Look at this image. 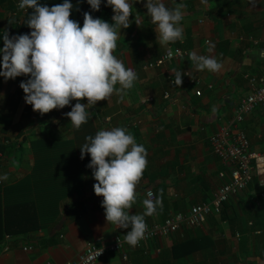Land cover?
Segmentation results:
<instances>
[{
    "label": "crops",
    "instance_id": "crops-1",
    "mask_svg": "<svg viewBox=\"0 0 264 264\" xmlns=\"http://www.w3.org/2000/svg\"><path fill=\"white\" fill-rule=\"evenodd\" d=\"M131 26L121 29L114 54L131 67L139 79L121 98L113 94L88 109V122L79 129L65 114L77 101L63 109H54L39 118L26 112L25 93L20 87L29 76L5 80L0 76V176L15 183L29 174L35 159L31 144L40 137L71 139L85 176L81 191L60 201V219L52 229L42 228L26 235L14 236L0 243V264H65L74 259L87 243L106 245L116 237H125L130 229L108 224L101 207L102 196L94 192L93 170L87 165L91 156L81 159V148L97 131L126 127L148 152V167L137 186L138 199L130 214H143L142 201L162 199L147 224L163 222L174 213H187L198 203L208 202L215 189L229 180V169L213 154L210 136L235 113L239 101L250 92L246 74L264 76V0H165L166 7L184 3V41L160 44L156 25L144 7L147 0H130ZM0 11H4L2 8ZM112 13V12H111ZM103 19L112 23L111 15ZM139 14L143 23H135ZM0 27V49L3 33ZM208 41V42H206ZM187 51L181 60H171L144 70L142 65L154 61L169 47ZM212 56L222 64L218 72L198 71L190 53ZM189 70L201 79L191 84L184 76ZM2 71V54H0ZM179 71L183 84H174ZM120 86L117 85V88ZM168 92V97L164 93ZM87 105V100L81 101ZM250 150L264 151V109L257 107L242 121ZM51 132V133H50ZM22 144V151L15 147ZM222 173L223 175H220ZM264 179L256 173L249 186L225 202L199 226L183 227L167 237L153 238L143 249L128 247L127 259L121 253H107L108 264H264ZM4 183V180H0ZM6 183V180H5ZM4 244L9 246L2 251ZM34 248L22 249L25 245ZM176 244L181 246L175 248ZM185 248L191 251L185 253Z\"/></svg>",
    "mask_w": 264,
    "mask_h": 264
},
{
    "label": "clouds",
    "instance_id": "clouds-1",
    "mask_svg": "<svg viewBox=\"0 0 264 264\" xmlns=\"http://www.w3.org/2000/svg\"><path fill=\"white\" fill-rule=\"evenodd\" d=\"M93 11H100L102 0H87ZM114 12L112 23L94 18L85 12L83 26L71 19L73 4L70 0L52 7L38 0H20V9H33L27 22L30 34L10 37L3 33L2 71L5 80L29 76L20 87L25 101L41 115L54 109H63L77 101L65 115L79 129L88 122V109L99 101H108L113 94L123 98L139 79L131 67H126L114 54L118 47L121 29L131 26L133 5L130 0H107ZM144 7L151 22L156 25L157 38L162 45L184 41V3L166 7L165 0H147ZM135 23L141 26L143 19L136 14ZM190 61L198 71L218 72L222 64L215 57L190 53ZM174 84H183V75L174 73ZM117 85L120 87L117 88ZM87 100V105L81 103ZM81 148V159L91 156L87 167L97 183L94 192L102 196L108 224L130 229L125 242L135 247L147 232L145 217L154 216L162 207V199L142 201L143 214H130L137 203V186L148 167V152L138 144L126 127L101 129L94 136H87ZM7 174L0 180H7ZM102 253L99 252L98 256Z\"/></svg>",
    "mask_w": 264,
    "mask_h": 264
},
{
    "label": "built area",
    "instance_id": "built-area-1",
    "mask_svg": "<svg viewBox=\"0 0 264 264\" xmlns=\"http://www.w3.org/2000/svg\"><path fill=\"white\" fill-rule=\"evenodd\" d=\"M20 0H9L3 9L9 17L11 23V31L9 36L16 35V30L21 25L24 16L28 12L27 9L18 7ZM114 12L111 13V18ZM208 42V41H206ZM187 54V51L181 47H169L162 55L154 61L145 62L142 69L149 70L171 60H181ZM184 76L191 84H200L201 79L192 75L189 70L184 71ZM246 78L250 87V92L243 97L236 108L232 117L223 125H221L215 133L209 138L211 151L220 161L229 169V180L219 185L211 199L208 202L192 205L187 213L177 212L166 218L161 223L147 224V232L144 239L133 248L143 249L147 241L153 238L167 237L176 233L181 228L199 226L206 221L208 215L213 212H219L225 202L231 197L245 190L251 183L254 174H264V151L253 152L250 150L247 135L241 123L243 119L254 109L260 107L264 109V76L246 74ZM168 92L164 93L168 97ZM220 175H223L220 173ZM260 183L264 185V179H260ZM260 197L264 198V192H260ZM12 235H5V240H10ZM132 247L125 242V237H116L113 241L106 245H97L95 242L87 243L84 250L74 259L68 260L65 264H108L102 259L107 253H121L124 260L127 259L126 248ZM32 245L22 247L24 251L32 250ZM9 246L4 244L2 251H7ZM102 253L98 256V253ZM44 264H55L51 261H45Z\"/></svg>",
    "mask_w": 264,
    "mask_h": 264
},
{
    "label": "trees",
    "instance_id": "trees-1",
    "mask_svg": "<svg viewBox=\"0 0 264 264\" xmlns=\"http://www.w3.org/2000/svg\"><path fill=\"white\" fill-rule=\"evenodd\" d=\"M9 0H0V9L6 7ZM49 7L63 0H38ZM73 4L71 19L84 22V13L89 12L94 18L105 19L113 10L107 6V0H102L100 11H93L87 0H70ZM33 12L28 8L16 35L30 34L32 29L27 22ZM5 11H0L1 18ZM11 22V21H10ZM8 20L6 31H11ZM1 27V26H0ZM1 36V34H0ZM33 111L39 118L41 115L26 103V112ZM51 133V132H50ZM51 137L36 139L31 148L34 153V167L31 172L15 183H0V243L5 235L22 236L30 231L48 228L52 229L60 219L59 203L64 198L81 191L85 184L82 167L75 156L74 144L71 139H59L57 133ZM4 141H0V151H4ZM22 151V144L15 147ZM174 250L181 246L176 244ZM191 251L185 248V253Z\"/></svg>",
    "mask_w": 264,
    "mask_h": 264
},
{
    "label": "rangeland",
    "instance_id": "rangeland-1",
    "mask_svg": "<svg viewBox=\"0 0 264 264\" xmlns=\"http://www.w3.org/2000/svg\"><path fill=\"white\" fill-rule=\"evenodd\" d=\"M6 14H7V13H6ZM6 14L1 18V24H0L1 28H3V27L6 26V25H5L6 22L8 23L9 17H7ZM109 14H110V13H109ZM109 16H111V15H109Z\"/></svg>",
    "mask_w": 264,
    "mask_h": 264
}]
</instances>
